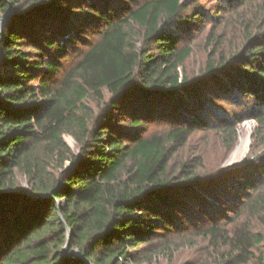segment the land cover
Masks as SVG:
<instances>
[{
	"label": "trees",
	"instance_id": "trees-1",
	"mask_svg": "<svg viewBox=\"0 0 264 264\" xmlns=\"http://www.w3.org/2000/svg\"><path fill=\"white\" fill-rule=\"evenodd\" d=\"M189 9L183 0H0V264H160L196 240L207 252L197 264H264L254 253L262 238L245 224L166 238L175 214H208L204 204L216 203L203 192L200 159L177 175L170 168L196 130L233 138L205 123L207 98L235 94L245 118L264 124V13L250 29L241 19L247 34L228 57L210 61L217 39H209L210 58L190 82L192 49L181 37L199 13ZM87 29L97 41L53 84L58 60ZM88 101L101 104L96 115ZM154 119L167 129L144 137ZM17 171L28 193L16 187ZM262 183L244 205L251 213L264 212Z\"/></svg>",
	"mask_w": 264,
	"mask_h": 264
},
{
	"label": "rangeland",
	"instance_id": "rangeland-1",
	"mask_svg": "<svg viewBox=\"0 0 264 264\" xmlns=\"http://www.w3.org/2000/svg\"><path fill=\"white\" fill-rule=\"evenodd\" d=\"M130 7H134L146 0H122ZM245 3L228 4L225 0H183L184 5L190 7L187 14H197L198 20L193 22L198 27L192 28L187 35H182L181 42L189 45L192 49L191 55L185 63V73L190 82L200 78L205 68L206 62L210 58L212 44L209 39H217L214 49L216 54L210 61H216L220 56L228 57L235 51L241 49L244 37L246 36L244 22L245 19L249 29L253 23H259V14L264 13V0H244ZM236 8L238 16L231 15L229 9ZM198 11V12H197ZM199 15H202L199 16ZM220 15L222 18H220ZM248 28V27H247ZM84 41L70 45L66 49V56L58 60L59 72L52 76L53 84L60 81L63 74L73 65L80 56L89 48L88 45L96 42L98 34L96 29H87L82 35ZM213 43V42H212ZM205 78V77H204ZM203 80V79H202ZM38 81L32 82L36 86ZM210 108L205 109V123L208 126L218 125L220 129H227V132L234 136H224L210 128L196 130L189 138L185 147L175 155L171 163V174L177 175L182 164H193L194 159H200V169L197 170L199 179L210 183L206 186L205 193L210 194V199L216 201L209 205V201L204 205L208 214L198 211V208H187L184 212L174 215V220L178 225L173 232L167 233V237L177 240L182 235L195 232L211 224H225L228 229L245 224L249 229L260 235L262 244L256 248L255 254L264 257V212L259 214L251 213L245 208L247 199L255 196L251 191L256 183L261 180L262 186L259 194L264 197V124L258 125L253 120L245 118L246 103L244 99L233 94L231 96H216L214 94L207 98ZM94 114L100 110L101 104L94 101L87 102ZM122 122V125H126ZM245 125H250L252 130L249 135V144L244 155L237 161H230L234 150L239 143L240 130ZM146 132L143 136L160 133L167 129V124L154 119L146 122ZM63 142L72 153L78 154L76 143L68 134L62 136ZM231 142V143H230ZM231 144V145H230ZM54 157V156H53ZM67 166L68 163L66 162ZM57 167L52 169L55 172ZM258 179V180H256ZM254 183L249 186V184ZM16 187L20 192H29V181L19 171L15 173ZM199 200H204L199 197ZM208 208V209H207ZM238 211V212H237ZM235 213H238L235 216ZM168 238V239H169ZM206 243L196 240L195 247L181 248L175 253L173 260L161 258L160 264H197L206 259Z\"/></svg>",
	"mask_w": 264,
	"mask_h": 264
},
{
	"label": "bare ground",
	"instance_id": "bare-ground-1",
	"mask_svg": "<svg viewBox=\"0 0 264 264\" xmlns=\"http://www.w3.org/2000/svg\"><path fill=\"white\" fill-rule=\"evenodd\" d=\"M251 130L252 127L250 125H245L242 130H240L239 143L237 144L230 161L235 162L244 155L249 144V135Z\"/></svg>",
	"mask_w": 264,
	"mask_h": 264
},
{
	"label": "water",
	"instance_id": "water-1",
	"mask_svg": "<svg viewBox=\"0 0 264 264\" xmlns=\"http://www.w3.org/2000/svg\"><path fill=\"white\" fill-rule=\"evenodd\" d=\"M1 67H2V65L0 64V69H1ZM67 249H68V244H67L66 247L64 248V251H63L64 254H66ZM78 254H79L78 251H72V252H71V255H78Z\"/></svg>",
	"mask_w": 264,
	"mask_h": 264
}]
</instances>
